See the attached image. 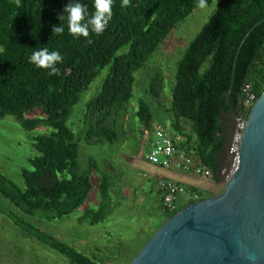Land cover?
Masks as SVG:
<instances>
[{"label":"trees","instance_id":"obj_1","mask_svg":"<svg viewBox=\"0 0 264 264\" xmlns=\"http://www.w3.org/2000/svg\"><path fill=\"white\" fill-rule=\"evenodd\" d=\"M68 2L0 0V120L12 115L26 130L41 125L53 129L34 137L38 154L30 159L33 168L22 170L24 188L0 171V214L27 236L64 256L69 264H108L59 240L23 215L47 220L71 215L94 190L93 175L100 180L99 206L85 207L78 221L95 225L112 214L115 178L102 171L93 158L86 170L81 168L79 143L67 118L99 71L110 65L101 90L87 103L85 140L100 146L117 141L118 118L127 113L134 91V72L194 12L198 0H130L128 7H121L122 0H114L107 28L102 35L91 33L89 38L70 35L66 15L64 21L58 20ZM79 2L87 6L89 16L94 13V0ZM263 18L264 0H219L177 64L169 107L175 119L172 127L180 131L182 119L192 122L193 134L180 148L209 167L214 176L218 174L223 141L219 109H228L225 93L231 88L230 102L237 108L244 84L251 83L258 97L264 91ZM60 23L64 33L53 34L52 25ZM45 47L59 51L64 58L57 65L58 75L49 76L47 69L29 62L34 51ZM37 108L42 110V117L26 116ZM138 114L151 122L149 107L143 101ZM178 210L165 209V220ZM127 254L121 257L126 259Z\"/></svg>","mask_w":264,"mask_h":264},{"label":"rangeland","instance_id":"obj_2","mask_svg":"<svg viewBox=\"0 0 264 264\" xmlns=\"http://www.w3.org/2000/svg\"><path fill=\"white\" fill-rule=\"evenodd\" d=\"M218 1L207 3L203 9L197 7L171 31L146 64L134 72V91L126 106L127 113L121 114L122 116L118 118L117 141L113 143L106 141L100 146L88 144L85 140L87 103L101 90L110 65L99 71L67 118V124L74 131L79 143L78 161L81 168L86 170L89 159L93 158L100 169L111 174L117 182V186L112 189L114 201L112 214L105 221L95 225L78 221V216L85 207L96 209L99 206L100 195L97 190L100 180L93 175L94 190L85 203L71 215L56 220L23 215L26 219L59 240L75 246L89 256H97L108 264H125L127 259L142 248L161 225L160 221L164 220V214L157 208L153 197L142 192V176L148 164L143 157L149 154L151 144L155 142L156 130L164 126L167 118L175 120L172 113L166 109L171 104L178 61L189 42L214 13ZM141 101L149 107L151 122L142 119L138 114ZM26 116L42 117L43 114L42 110L37 108L33 112H27ZM180 123L188 135L193 134L190 120L182 119ZM122 129L126 138H123ZM52 130L50 126L45 125L26 130L12 115L0 120V171L19 187L24 188L22 170L32 169L30 159L38 154L34 147V137L38 134L51 133ZM122 179H127L128 183H132L138 189L137 200L133 196H129L125 202L121 200L119 184ZM145 185H151V181H146ZM224 185L218 193L223 191ZM126 190L122 188L125 193ZM4 202L10 205L7 200ZM12 209L17 211L13 206ZM125 254L126 259L121 257ZM0 264L69 263L64 256L27 236L0 214Z\"/></svg>","mask_w":264,"mask_h":264},{"label":"water","instance_id":"obj_3","mask_svg":"<svg viewBox=\"0 0 264 264\" xmlns=\"http://www.w3.org/2000/svg\"><path fill=\"white\" fill-rule=\"evenodd\" d=\"M230 92L225 93L228 109H219L218 178L231 160L236 108ZM224 184L222 192L199 198L165 220L128 264H264V91L243 132L239 170Z\"/></svg>","mask_w":264,"mask_h":264},{"label":"built area","instance_id":"obj_4","mask_svg":"<svg viewBox=\"0 0 264 264\" xmlns=\"http://www.w3.org/2000/svg\"><path fill=\"white\" fill-rule=\"evenodd\" d=\"M257 99L258 95L253 85L251 83L244 84L242 87L241 105L236 108L235 130L229 148L231 160L220 172L223 183L239 170L243 132L250 111ZM155 137V142L152 144L149 154L145 156V159L150 163L163 168L177 166L183 171L192 172L205 178L214 176L213 171L205 164L196 161L195 157L187 149L178 147L172 135L165 129H157ZM158 184L163 192V206L168 211L178 210V201L182 195H187L193 200L199 199V194L192 188L185 187L171 179H161Z\"/></svg>","mask_w":264,"mask_h":264},{"label":"crops","instance_id":"obj_5","mask_svg":"<svg viewBox=\"0 0 264 264\" xmlns=\"http://www.w3.org/2000/svg\"><path fill=\"white\" fill-rule=\"evenodd\" d=\"M166 110L169 111V108ZM173 121L170 118H167L165 120L164 126L161 128L168 131L174 138L176 145L180 147L181 143L186 144L187 136L189 135L186 133L183 126L181 127L180 131L173 129L172 127ZM122 135H123V138H126L125 132H123V129H122ZM188 144L189 146H192V143H188ZM143 158L145 161H147L145 159V155ZM147 163H148L147 168L143 172V176H142L143 177L142 192L144 193V195L153 197V200L157 208L164 214V220L166 219V211L163 206V192L159 188V184H158L161 179H171L177 182L178 184H181L188 188H192L195 192H197L200 196H203V197L212 196V195L217 194L219 189H221V187L224 184L221 178H218L217 176H213L212 178H205V177L197 176L196 174L192 172L183 171L179 169L177 166H172L170 168H163V167L154 165L150 163L149 161H147ZM122 180L123 181H121L119 184L121 186V198H122L121 200L125 202L128 200L129 196H133L134 199L137 200L136 196L139 193L138 189L135 188V186L132 183H128L126 181L127 179H122ZM146 181H151V185L149 186L145 185ZM116 186H117V182H116L115 187ZM123 187L127 189L126 193L122 191ZM141 199H143V197L140 198V200ZM192 200L193 199H191L187 195H182L178 201V205L179 207L186 206Z\"/></svg>","mask_w":264,"mask_h":264},{"label":"clouds","instance_id":"obj_6","mask_svg":"<svg viewBox=\"0 0 264 264\" xmlns=\"http://www.w3.org/2000/svg\"><path fill=\"white\" fill-rule=\"evenodd\" d=\"M114 0H94V13L90 16L86 5L79 0H69L64 6L58 20L64 21L67 18L68 32L73 37L89 38L91 33L97 36L103 34L113 17ZM130 0H122L121 7H128ZM207 6V0H198V7L203 9ZM53 34L62 35L64 33L63 24L52 25ZM92 41L89 40V43ZM63 56L59 51H49L47 47L34 51L29 57V62L38 68L48 70V75H58L57 65L63 62Z\"/></svg>","mask_w":264,"mask_h":264}]
</instances>
